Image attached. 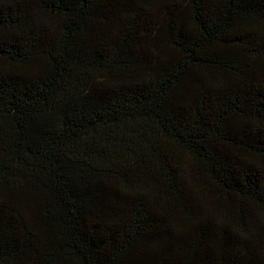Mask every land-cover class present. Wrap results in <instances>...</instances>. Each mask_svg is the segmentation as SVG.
<instances>
[{
  "label": "trees",
  "instance_id": "obj_1",
  "mask_svg": "<svg viewBox=\"0 0 264 264\" xmlns=\"http://www.w3.org/2000/svg\"><path fill=\"white\" fill-rule=\"evenodd\" d=\"M0 264H264V0H0Z\"/></svg>",
  "mask_w": 264,
  "mask_h": 264
}]
</instances>
